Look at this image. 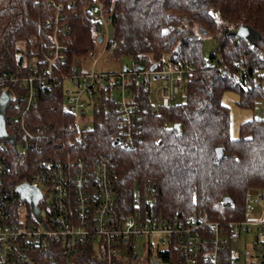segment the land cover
Segmentation results:
<instances>
[{
  "label": "trees",
  "instance_id": "trees-1",
  "mask_svg": "<svg viewBox=\"0 0 264 264\" xmlns=\"http://www.w3.org/2000/svg\"><path fill=\"white\" fill-rule=\"evenodd\" d=\"M50 1L63 5L61 23L67 24L73 38L60 71L79 65L88 50L97 48L91 37L95 26L89 13L91 0H0V74L26 75L32 64L45 60L43 42L50 40L53 27L44 21L55 14ZM101 1L103 14L111 17L108 27L117 42L115 58L125 56L149 66L168 57L189 67L182 99L172 100L155 114L150 111V86L133 84L143 114L136 148L113 145V104L109 112L102 107L94 122L93 136L81 151L113 155L114 212L147 209L151 216L182 220L198 216L225 228L245 219L249 191L264 194V110L241 123L234 139L229 134V110L221 97L235 91L237 104L252 108L264 96V0ZM207 35L216 44L206 56L203 36ZM39 94L37 121L52 123L59 131L68 128L72 117L61 106V87H40ZM165 122L173 126L165 128ZM217 148L222 149L220 161ZM25 159L20 158L22 166L11 169V182L24 174ZM225 197L229 200L224 201ZM201 231L205 239L208 227ZM205 242L203 251L210 246ZM220 255L223 264H229V248ZM160 256L167 264H177L173 247Z\"/></svg>",
  "mask_w": 264,
  "mask_h": 264
},
{
  "label": "built area",
  "instance_id": "built-area-1",
  "mask_svg": "<svg viewBox=\"0 0 264 264\" xmlns=\"http://www.w3.org/2000/svg\"><path fill=\"white\" fill-rule=\"evenodd\" d=\"M49 5L55 14L44 21L53 27L50 40L43 42L45 60L32 64L26 75L0 74V94L7 91L10 97L5 131L14 137V143L0 137V264H131L139 258L137 244L144 245L141 239L149 252L155 248L153 260L162 263L161 253L173 247L177 264H223L220 251L228 248L229 264H264V218L232 221L225 228L198 216L182 220L151 216L147 209L114 212L113 155L81 151L93 136L94 122L103 108L109 112L113 104L116 145L136 148L141 142L143 114L133 84L150 86L153 75L158 76L160 85L150 108L155 114L181 93L189 67L180 59L165 57L151 71L150 65L130 58L118 69L96 71L101 55L115 58L117 42L110 36L111 17L103 14L104 2L91 0L89 13L95 22L91 37L98 46L88 50L79 65L61 72L58 67L66 60L73 38L67 24L61 23L63 5L53 1ZM51 84L61 87V106L72 117L64 131L37 121L40 87ZM169 125L173 126L164 123L165 128ZM22 157L26 158L24 174L11 182V169L22 166ZM20 184L39 190L40 221L17 191ZM256 193V199L250 200L253 203L264 199L261 191ZM135 196L139 205V191ZM206 226L204 239L201 229ZM203 240L210 245L205 251Z\"/></svg>",
  "mask_w": 264,
  "mask_h": 264
},
{
  "label": "rangeland",
  "instance_id": "rangeland-1",
  "mask_svg": "<svg viewBox=\"0 0 264 264\" xmlns=\"http://www.w3.org/2000/svg\"><path fill=\"white\" fill-rule=\"evenodd\" d=\"M204 53L207 56L214 48L216 41L209 35L203 36ZM23 47V43L20 44ZM130 58L120 57L112 58L103 54L100 56L99 61L95 64V70H114L118 69L120 65L128 63ZM90 66V64L88 65ZM64 84L68 86V82L64 81ZM160 85V80L151 78L150 80V97L153 99L156 94V89ZM175 100L182 99L180 93L175 94ZM238 95L235 91H226L221 97V102L229 110V134L231 138H237L239 136V126L244 121L252 119L255 115H261L264 110V96L255 102L252 108H243L237 104ZM257 193L253 190L249 191L248 201L245 210V220H259L264 218V199L252 202L250 200L256 199ZM157 236H154V238ZM153 238V242L156 240ZM144 245L137 244V251L139 258L133 261L131 264H137L138 260H143L144 264L150 262L155 257V248L149 252L146 248L145 240L141 239ZM155 247V246H154Z\"/></svg>",
  "mask_w": 264,
  "mask_h": 264
},
{
  "label": "water",
  "instance_id": "water-1",
  "mask_svg": "<svg viewBox=\"0 0 264 264\" xmlns=\"http://www.w3.org/2000/svg\"><path fill=\"white\" fill-rule=\"evenodd\" d=\"M241 28H238V30L236 31H240ZM232 33L234 34L235 31H232ZM98 41H101V37L98 38ZM156 68V64H151L149 69L151 71L155 70ZM158 76L157 75H153V79H156ZM9 94L7 91H2L0 94V137L10 141L12 143H14V137L12 136H7L6 131H5V110H6V106L7 103L9 102ZM174 127L177 129L178 128V124H174ZM117 138L113 139V145L117 144ZM216 160L220 161V159L222 158V149L221 148H217L216 149ZM17 191L20 193L21 197L24 198L30 205L31 211L35 217L36 220L40 221V217H39V209L37 207V201L40 197V192L37 188L31 186V185H27V184H20L17 187ZM224 201H228L229 198L225 197L223 198ZM137 257V255H135V258ZM150 264H167V263H162L159 262L157 260H152Z\"/></svg>",
  "mask_w": 264,
  "mask_h": 264
}]
</instances>
